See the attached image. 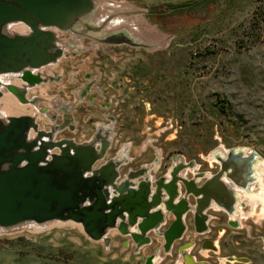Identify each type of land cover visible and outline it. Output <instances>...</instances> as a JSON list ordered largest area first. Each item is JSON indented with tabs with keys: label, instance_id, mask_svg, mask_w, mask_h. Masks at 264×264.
<instances>
[{
	"label": "rangeland",
	"instance_id": "374dc122",
	"mask_svg": "<svg viewBox=\"0 0 264 264\" xmlns=\"http://www.w3.org/2000/svg\"><path fill=\"white\" fill-rule=\"evenodd\" d=\"M116 1L143 9L140 12L157 31L148 29L165 41L150 48L126 42L94 45L93 38L82 35L76 44L84 48L51 63L54 71L46 70L53 78L30 86L36 88L28 101L9 89L21 103L41 108L42 118L34 117L39 129L63 123L62 108L48 99L71 103L75 126L60 129L56 139L85 143L97 133H108L110 147L97 164L121 153L127 157L120 167L123 175L149 166L158 153L160 160L183 154L184 161H194L190 176L198 169L214 171L205 155L221 144L249 147L264 159V0ZM70 37V32H61L59 42ZM86 85L84 98H79L77 92ZM212 214L219 217L213 220L216 227L227 232L221 238L215 231L207 234L216 238L219 249L207 247V255L199 254L198 245L192 250L198 260L215 264L219 255H237L248 258L249 264H264V220L244 215L245 227L236 229L228 225L226 213ZM15 227H0V264H147L157 252L163 257L157 264H184L182 259L178 263V245L194 236L204 238L190 228L176 242L174 254L166 255L160 249L162 236L155 234L153 244L138 248L118 228L108 235L107 245L90 238L73 220L37 223L35 229Z\"/></svg>",
	"mask_w": 264,
	"mask_h": 264
},
{
	"label": "water",
	"instance_id": "95a60500",
	"mask_svg": "<svg viewBox=\"0 0 264 264\" xmlns=\"http://www.w3.org/2000/svg\"><path fill=\"white\" fill-rule=\"evenodd\" d=\"M94 6V0H0V73H21L27 86L42 83L44 77L31 69L54 63L63 54L52 29L70 31L78 23H88L84 18L89 17ZM11 23H24L31 32L10 33L8 25ZM116 35L111 33L100 41L122 42ZM123 42L145 45L129 35ZM9 89L21 100L28 101L25 88L9 85ZM66 126L74 128L70 113L64 115L61 125H53L48 131L40 130L31 115H12L7 119L0 116V227L73 220L82 224L90 238L103 239L107 245L111 241L107 235L109 229L118 228L122 234L130 236L138 248L151 243L149 233L153 231L164 237L160 249L166 254L172 252L175 242L183 237L186 230L184 215L189 210L194 212L196 232L207 230L205 220L208 216L204 210L211 200L218 201L223 194L219 189V186L225 188L220 179L222 171L199 186L195 180L178 175V170L187 165L173 167L170 180L165 182L166 178L162 177L152 189L148 167L129 170L121 178L119 167L125 160L111 158L97 164L105 158L110 147L108 133H97L85 143L72 138L56 139L57 132ZM32 129L37 132L33 137ZM55 149L59 151L55 152ZM236 152L243 154V149L237 148ZM221 154L225 153L221 151ZM256 156V153L247 155L249 165L257 161ZM217 159L223 163L218 156ZM253 164L249 177L247 175L248 181H252L256 170ZM188 165L193 166L192 163ZM198 175L201 174L195 177ZM141 176L143 178L136 183ZM179 181L186 187L182 198L179 197ZM162 188L168 196L166 200L161 198ZM190 194L196 198L195 207H191L187 200ZM237 194L235 191L233 205L231 200L226 209L230 214L235 211ZM166 212H171L174 219L166 230L160 232ZM194 245V241L181 245L178 257L181 256L185 264H211L207 260H197L190 253L188 249ZM207 247L214 252L218 249L214 241H207L200 251ZM154 257L155 254L150 256L147 264ZM227 260L249 261L236 256H228Z\"/></svg>",
	"mask_w": 264,
	"mask_h": 264
},
{
	"label": "bare ground",
	"instance_id": "6f19581e",
	"mask_svg": "<svg viewBox=\"0 0 264 264\" xmlns=\"http://www.w3.org/2000/svg\"><path fill=\"white\" fill-rule=\"evenodd\" d=\"M95 6L93 12L89 15V17L84 18V20L88 23H78L76 26L68 31L71 34L70 38H62L59 42V34L61 32H64V30L59 29H52L57 37H58V45L63 49V55H73L74 53H78L79 50L83 49L84 45H78L76 44L80 39H82V35L91 36L95 33V30L97 27L100 28L99 36L105 37L110 35L111 33H115L116 31H125L127 35L131 36L135 41L145 44L146 47H153V46H161L160 43H163L165 41V38L162 35H159L155 33L154 31L149 30L148 28H151L152 30H155L152 26H150L147 22V20L144 18V15L140 12L143 11L140 8H137L136 6L132 5L131 3L124 2V1H116V0H94ZM146 24V26L144 25ZM8 31L10 33H16V32H22V33H28L30 31V28L25 25L24 23H11L8 25ZM157 31V30H155ZM149 37L155 42L153 43ZM94 39V38H93ZM97 42H100V40L94 39L93 44L97 45ZM52 64L44 65L41 68L38 69H31L33 73L40 74L42 77H50L49 72L54 71L52 69ZM50 68V71L48 72L46 69ZM60 76V75H59ZM16 85V87L19 88H25L26 89V97L28 98L29 93H32L35 91L36 87H30L27 86L26 83L22 80L21 73H0V89L2 91V95L0 97V116L4 119H7L10 115H31L35 117L36 119L42 118V114L40 113L42 110L41 108L33 105V103H21L18 101L16 97H14L10 91H9V85ZM42 86V85H40ZM86 88H81L77 92L79 98H84ZM45 89H43L44 91ZM9 96L14 97V99L21 105L15 104L14 100L10 98ZM10 100L13 101V104L10 105ZM51 105H58L59 108L61 107V111L66 115L67 113L71 112V103L66 102L62 100L59 97L48 99ZM29 106V107H27ZM56 106V107H58ZM17 113V114H14ZM75 126V124H74ZM109 125L105 127V129H109ZM36 133L31 132V137H33ZM128 147V146H127ZM225 152L227 153L228 149L224 145H220ZM245 153H252V149L249 147L243 148ZM218 149H214L209 155H205L207 160H218L217 159V153L221 154V152ZM223 155V154H222ZM160 153L157 154V159L148 166V175H151V178L154 177L155 172L158 169V166L160 164ZM223 156H226L224 154ZM116 159L125 160L127 157H124L123 155L118 154ZM257 159V165H256V171L255 176L253 175L251 178L252 181H250L249 185L245 188H239L236 187L234 184H232V187L237 188V202L235 203V211L233 214H230L231 218L236 219L242 227L246 224V218L245 216H250V218L255 219L257 222H260L264 220V159L260 155L256 156ZM259 159V160H258ZM124 161V162H125ZM175 164V163H173ZM153 170V171H151ZM171 170V167L169 171ZM155 171V172H154ZM226 181H229L227 178ZM215 208H218L216 204H214ZM247 209H243L246 208ZM245 215V216H244ZM37 226V223L34 222H28L23 225L14 226L15 228L19 227H27V228H34ZM35 229V228H34ZM0 230H2L0 228ZM116 229L112 228L109 229L107 235H111L112 231H115ZM220 235L222 234V230H220ZM114 232L112 233V235ZM215 244L218 246V241L215 239ZM189 251L191 248L188 249ZM204 254H208L207 250H202ZM228 257L225 256H218L220 264H225V262H228ZM163 259L162 256L159 255V253H155V257L149 264H157ZM181 256L178 258V263L182 262ZM198 260V259H197Z\"/></svg>",
	"mask_w": 264,
	"mask_h": 264
},
{
	"label": "flooded vegetation",
	"instance_id": "af4514ba",
	"mask_svg": "<svg viewBox=\"0 0 264 264\" xmlns=\"http://www.w3.org/2000/svg\"><path fill=\"white\" fill-rule=\"evenodd\" d=\"M100 31H95L96 34H93L90 36V38H94L97 40H101L106 38L105 37H100L99 34ZM123 31H118L115 32V34L120 40H122V42L124 41V39L127 37V33H124ZM113 34V33H112ZM101 42V41H100ZM128 44V43H127ZM131 46H136V45H131ZM138 47L143 46L146 47L145 45H137ZM67 128V126L65 127ZM64 128V129H65ZM218 149H220L219 151L221 152H225V150L222 147H218ZM228 151L226 154V156H223L222 154L217 153V156L219 158H221L223 160V163L218 159V160H214L213 164H211V168L215 169L214 171H205V170H199L194 172L191 176L188 175L189 172H192V170L195 169V162L190 160V161H184L183 158H185V156L183 154H175L172 156L171 161L170 160H164L165 157L164 155L161 157L160 160V164L158 166L157 171L154 174V177L151 178V175H148L149 180L151 182V187L152 189H155L157 187V180L164 177L166 178L165 182H168L170 180V171L173 169V167H179L181 165H187L185 167H181L178 170V175L185 177L187 179H193L195 180V182L199 185L202 186L204 185L206 182H209L210 179L212 178V176L216 175L219 171L223 172V175L220 177L221 181L224 183V187L219 186L220 191L222 190L223 194H221L220 198L218 201L215 200H211V202L209 203V205L205 208L204 213L208 216V218L205 220L206 226H207V230L205 232L202 233H198L196 232V226H195V219H194V212L192 210H189L185 215H184V222L186 225V230L185 233L183 235V237L179 240H182L183 238H185L186 233L190 230V228L193 229V231L195 232V234L197 235H204L203 239L201 237L198 236H194V240H187V241H183L181 244L178 245V249H177V253L176 256L179 255V247L183 244H185L188 241H194L195 245L193 248H191L190 253L192 254V250L197 247H199L198 252L199 254H202V252L200 251V247L202 246V244L204 242L207 241H215L216 238H212L210 236H208L207 234L212 233L213 231H215V233L217 234V236L220 234V230H222V234L219 236V238H221L226 232L227 229L226 228H217L216 225L213 223L214 219H218L219 217L215 214H212L214 212H223L226 213V215L228 216L227 218V223L228 225H232L234 228L236 229H241L242 227H240L239 223L237 220H233V218H231L230 213H228V211L226 209L229 208L230 206V201L232 200V205H233V199H234V195H235V191H237L236 187H247L249 185V182L247 180V175L249 177V169L251 168V165H249V159H247V153H245L246 151L243 150V154L237 153L236 152V147H229L227 148ZM252 153H256L255 151H253ZM257 154V153H256ZM206 162H208L206 160ZM175 163V164H173ZM189 163H192L193 166L188 165ZM251 163V162H250ZM121 167V165H120ZM120 167H119V171H120ZM143 166L136 168V169H131L133 171H137L139 169H141ZM144 167H148V165H145ZM171 167V170L169 171ZM159 170V171H158ZM153 171V170H151ZM121 174V178H123L125 175H123L120 171ZM196 174H201L200 176L198 175L197 177H195ZM143 177H139L138 179H136V183L142 179ZM228 179L229 181H226L225 179ZM248 181V183L246 184V182ZM232 184H234L236 187H232ZM179 185V191H180V195L179 197L182 198L184 197V191L186 190V187L184 184L181 183V181H179L178 183ZM162 194H161V198L162 200H166L168 198L165 190L162 188L161 189ZM187 200L190 204L191 207H195L196 206V198L195 196H193L192 194H190L187 197ZM214 204H216L218 206V208H215ZM161 205V204H160ZM159 205V206H160ZM161 208H163V204L160 206ZM233 209H235V207H233ZM243 209H247L243 208ZM170 214H172L171 212H166L165 213V221L161 224L159 231L162 232L164 230H166L170 223L172 222V220L174 218H170ZM173 215V214H172ZM174 216V215H173ZM191 216V220L189 221V218ZM233 221V222H232ZM236 221V222H235ZM215 227V228H214ZM152 234L157 235V236H162L160 234L154 233L153 231H151L149 233V236L151 238V243L147 244V245H151L154 243V239L152 237ZM191 234V232H190ZM206 234V235H205ZM128 236V235H127ZM163 238V243H164V237ZM177 240V241H179ZM131 241V239H129V242ZM176 241V242H177ZM175 242V244H176ZM174 244V247H175ZM145 246V245H144ZM143 247V246H142ZM140 247V248H142ZM174 247L172 249V252L166 254V255H173V250ZM213 251V250H212ZM214 252V251H213ZM193 255V254H192ZM152 256V255H151ZM195 256V255H194ZM241 258H246V257H241ZM197 259V258H196ZM248 259V258H247ZM184 263V262H183ZM235 263H241V262H235ZM248 264L250 262H247ZM185 264V263H184ZM225 264H227L225 262Z\"/></svg>",
	"mask_w": 264,
	"mask_h": 264
},
{
	"label": "crops",
	"instance_id": "0c3cea01",
	"mask_svg": "<svg viewBox=\"0 0 264 264\" xmlns=\"http://www.w3.org/2000/svg\"><path fill=\"white\" fill-rule=\"evenodd\" d=\"M73 77V76H72ZM230 256H236V257H239V256H237V255H230ZM228 257V256H227ZM247 262H250V261H245V262H241V263H246V264H248ZM232 263V262H231ZM235 263V262H234Z\"/></svg>",
	"mask_w": 264,
	"mask_h": 264
},
{
	"label": "trees",
	"instance_id": "16d2710c",
	"mask_svg": "<svg viewBox=\"0 0 264 264\" xmlns=\"http://www.w3.org/2000/svg\"><path fill=\"white\" fill-rule=\"evenodd\" d=\"M262 14H264V13L262 12ZM258 20H259V19H258ZM257 38H258V36H257ZM253 39L257 40L255 37H253Z\"/></svg>",
	"mask_w": 264,
	"mask_h": 264
}]
</instances>
